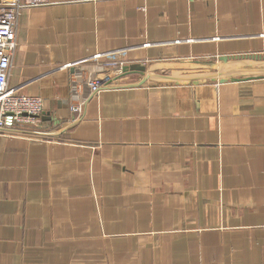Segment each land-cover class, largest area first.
Returning <instances> with one entry per match:
<instances>
[{
    "label": "crops",
    "instance_id": "0c3cea01",
    "mask_svg": "<svg viewBox=\"0 0 264 264\" xmlns=\"http://www.w3.org/2000/svg\"><path fill=\"white\" fill-rule=\"evenodd\" d=\"M13 30L8 84L43 109L0 133V264H264V78L147 75L264 55V0H47ZM116 50L145 73L72 110L69 63ZM152 190L166 211L137 212Z\"/></svg>",
    "mask_w": 264,
    "mask_h": 264
},
{
    "label": "built area",
    "instance_id": "2783aa9c",
    "mask_svg": "<svg viewBox=\"0 0 264 264\" xmlns=\"http://www.w3.org/2000/svg\"><path fill=\"white\" fill-rule=\"evenodd\" d=\"M46 2L47 0H0V133L10 132L18 125L36 123L43 109V100L40 96L22 93L9 86L8 76L16 47L13 30L16 16L22 8ZM124 60L125 51L116 50L96 53L90 59L69 63L72 67L70 87L74 96L71 109L81 111L84 91L96 94L107 87L110 81L106 72L120 69Z\"/></svg>",
    "mask_w": 264,
    "mask_h": 264
},
{
    "label": "water",
    "instance_id": "95a60500",
    "mask_svg": "<svg viewBox=\"0 0 264 264\" xmlns=\"http://www.w3.org/2000/svg\"><path fill=\"white\" fill-rule=\"evenodd\" d=\"M182 69L171 68L168 74H147L159 82H195L204 80H248L264 78V55H222L218 60L183 63ZM122 75L131 72L145 73L140 65H123Z\"/></svg>",
    "mask_w": 264,
    "mask_h": 264
},
{
    "label": "rangeland",
    "instance_id": "374dc122",
    "mask_svg": "<svg viewBox=\"0 0 264 264\" xmlns=\"http://www.w3.org/2000/svg\"><path fill=\"white\" fill-rule=\"evenodd\" d=\"M148 196H149L148 199H141V200H138L135 202V204L139 205V207L136 208L137 212L150 211L152 213L155 211H159L162 214V212L166 211V208L158 207V204L162 205V202H163V200L160 198L161 193H158L155 190H152L151 192L148 193ZM155 204L157 207H152V205H155ZM134 217H135V219L145 218L146 223H147L146 224L147 227H116L117 231L114 232L113 234H111L110 237L114 238V239H118L119 241H124V239H126V238L133 237V235H135V236L139 235L140 238H143L145 235L148 236L150 234L149 233L150 231L149 232H147V231L150 230L151 228L152 229L157 228V230H158L159 227H164V221L159 223V222H157V219H160V220L163 218L164 219H170V218H172V213L170 212V214H168V215L165 213V216H163V217L158 216V215H154V214L143 215L140 217H138V214H137V215H134ZM134 217H133V219H134ZM131 218L132 217H130V219ZM148 218H150L149 222H147ZM123 219L126 220L125 217H123ZM155 235H157V234H155Z\"/></svg>",
    "mask_w": 264,
    "mask_h": 264
}]
</instances>
